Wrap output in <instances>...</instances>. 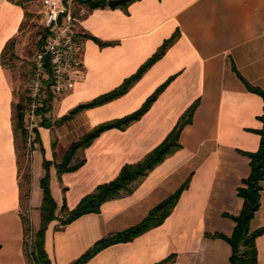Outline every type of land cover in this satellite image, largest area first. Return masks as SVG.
<instances>
[{
	"label": "crops",
	"instance_id": "0c3cea01",
	"mask_svg": "<svg viewBox=\"0 0 264 264\" xmlns=\"http://www.w3.org/2000/svg\"><path fill=\"white\" fill-rule=\"evenodd\" d=\"M24 17L23 6L0 0V264H28L12 124L14 91L1 60L5 44L18 33ZM80 26L111 43L82 38L81 72L68 93L53 99L46 113L51 121L117 87L166 38L176 30L179 36L125 93L75 116L88 131L137 109L159 84L174 76L141 118L125 129L104 130L80 149L85 158L80 167L63 172L60 179L57 167L51 165V186L55 173L60 182L61 197L51 187L59 214L63 197L74 207L99 183L115 178L125 163L143 158L165 139L189 106L197 105L181 131V147L157 164L133 192L107 199L98 212L84 213L62 228L59 219L48 223L45 248L52 264H69L97 239L139 222L188 178L189 184L161 224L131 240L107 245L83 264H153L166 257L170 260L165 264H231L230 242L211 234L233 233V215L244 203L239 187L251 172L250 156L242 150L255 151L260 145L264 98L243 79L264 89V0H134L96 7ZM37 116L34 125L44 151L35 142L29 203L32 221L38 219L40 224L42 161L44 156L54 159L55 124L40 125L41 115ZM262 224L264 179L261 205L250 226ZM256 245L257 264H264V232Z\"/></svg>",
	"mask_w": 264,
	"mask_h": 264
},
{
	"label": "trees",
	"instance_id": "16d2710c",
	"mask_svg": "<svg viewBox=\"0 0 264 264\" xmlns=\"http://www.w3.org/2000/svg\"><path fill=\"white\" fill-rule=\"evenodd\" d=\"M24 7L23 0H11ZM80 9H84L83 14L80 15L83 18L88 11L96 7H105L108 5V0H73ZM134 0H125L119 4H128ZM67 2V0H65ZM26 15V12H25ZM22 25V23H21ZM47 28L42 27V37L40 43L43 42L45 35L47 34ZM80 35L82 37H92L98 41L101 45L110 44V41H102L99 38L84 32L81 29ZM179 31L176 30L170 37L166 38L159 48L148 57L131 75L127 76L121 84L117 87L101 93L94 98L81 102L76 106L72 107L68 112L62 116L54 119L56 124H61L68 119L74 118L81 110L96 105L103 104L115 97H118L125 93L142 75L149 69V67L156 62L167 50V48L177 39ZM15 37L7 41L3 48L1 55L2 63L4 51L7 46L14 45ZM47 69L49 76L44 80L45 97L43 104L38 108L37 114L41 115L39 120L40 125L50 126L54 124L48 119L46 113L52 109L53 99L55 94L52 91V84L54 82V75L50 65L47 62ZM173 75L167 78L164 82L159 84L143 101V103L132 112H129L123 116L111 118L102 121L86 131L76 140L72 141L66 149L64 155L60 160L48 159L43 157V167L45 173L40 179V185L42 187V202L40 204V224L35 230L31 226V218L29 213L22 211L24 200L26 205L30 208V194H31V180L32 170L28 164L29 170L24 173V182L21 179L20 172V155L26 154L25 149L27 148L28 140L30 138V131L34 133V139L32 140L30 149L34 147V141L39 142L41 145V135L38 126H33L31 130L25 124V109L28 106L29 95L22 96L17 102L13 101V112H12V124L14 132V143L17 153V162L19 164V185H20V214L23 223L24 233V250L28 264H52L51 258L45 248V231L48 223L53 219H59V228H62L66 224L72 222L80 215L87 212H98L101 204L107 199L120 196L122 194L131 193L134 191L137 183L141 181L149 172L160 162H162L168 155L176 151L181 147L179 137L183 127L192 120V115L197 102H194L187 110L180 116L172 130L168 133L165 139L149 151L143 158L133 163H125L119 174L106 182L99 183L95 189L89 193H86L81 197L79 202L72 208H70L66 202V198L63 197L62 205L59 208L60 214L58 213V203L52 194L50 184V167L55 164L57 167L58 176L61 179L63 172L72 171L80 167L84 162L85 158L82 157L77 161L73 162V159L80 149L89 146L92 141L100 135L106 129L112 127H118L125 129L131 122L141 118V116L151 107L152 103L157 99L158 95L165 89L168 83L173 79ZM246 86L258 93L264 98V89L254 86L249 83L246 79H243ZM260 119L263 121V126L258 130L261 134V140L259 148L255 151H243V153L250 156L251 172L245 179L244 185L239 187V193L244 197V203L239 214L233 215L236 220L233 233L231 235H225L220 232L212 233L213 236H221L227 239L232 246V254L230 256L231 264H257V245L256 238L258 235L264 232V224L252 229L250 226L251 219L255 212L261 205V189L262 180L264 179V111L260 115ZM19 135L21 138L19 140ZM55 141L53 147L55 148ZM21 149V151H20ZM41 149L44 151V147L41 145ZM30 160V157L28 158ZM189 184V178L186 179L173 193L169 194L163 200L154 205L147 215L139 222L114 233L102 236L97 239L93 245L85 250L80 256L72 260L69 264H83L95 253L109 244L128 241L135 236L141 234L147 229L161 224L164 219L171 213L174 208L180 193ZM66 189V187H64ZM27 234L30 238V242L27 243ZM242 247V251H240ZM31 248V249H29ZM170 260V257H166L153 264H165Z\"/></svg>",
	"mask_w": 264,
	"mask_h": 264
},
{
	"label": "built area",
	"instance_id": "2783aa9c",
	"mask_svg": "<svg viewBox=\"0 0 264 264\" xmlns=\"http://www.w3.org/2000/svg\"><path fill=\"white\" fill-rule=\"evenodd\" d=\"M72 2L41 0L42 23L48 31L33 60L27 106L30 124H34L45 97L44 80L49 76L47 62H50L54 75L51 88L55 96L68 93L81 72L84 49L80 35L82 18L75 14Z\"/></svg>",
	"mask_w": 264,
	"mask_h": 264
},
{
	"label": "rangeland",
	"instance_id": "374dc122",
	"mask_svg": "<svg viewBox=\"0 0 264 264\" xmlns=\"http://www.w3.org/2000/svg\"><path fill=\"white\" fill-rule=\"evenodd\" d=\"M24 2V11L26 15L23 19L22 25L15 35L14 45H9L4 51L3 61L4 65L9 72L11 83L14 91V100L17 102L21 99L22 96L28 95L29 83L32 75L33 60L35 52L40 47L41 37H42V4L41 0H23ZM72 7L77 15L83 14L84 10L80 9L77 4L73 1ZM59 96V95H58ZM25 124L31 130L33 126H37L29 123L27 108L25 109ZM55 112V111H54ZM37 116V115H36ZM52 117H56L53 116ZM39 118V116L35 117ZM36 120V119H35ZM34 120V122H35ZM52 126V136L55 141V152L54 159L60 160L64 155L69 144L80 137L86 132L84 123L79 117H74L68 119L61 124H56ZM30 138L27 144L25 151L26 154H21L20 157V172L21 179L24 182V187H26V182L24 180V173L29 170L28 164L33 169V149H30L32 140L34 139V133L30 131ZM19 140L21 135H19ZM53 141V142H54ZM37 142V141H36ZM35 147V141H34ZM21 151V149H20ZM30 157V160L28 158ZM82 157V152L78 151L75 155L73 162L77 161ZM42 170V166H40ZM39 169V173H40ZM35 173H38V170H35ZM33 173V170H32ZM52 189L55 192L56 196L61 197L60 182L56 173L53 175L52 179ZM22 211L29 213L31 218V208H28L26 201L24 200ZM39 217V215H38ZM39 225V220L36 219L34 222L31 218V226L33 229H37ZM30 242V238L27 234V243ZM31 249V248H29Z\"/></svg>",
	"mask_w": 264,
	"mask_h": 264
},
{
	"label": "water",
	"instance_id": "95a60500",
	"mask_svg": "<svg viewBox=\"0 0 264 264\" xmlns=\"http://www.w3.org/2000/svg\"><path fill=\"white\" fill-rule=\"evenodd\" d=\"M125 0H108V4L109 5H116V4H118V3H120V2H124ZM243 249H242V247H240V251H242Z\"/></svg>",
	"mask_w": 264,
	"mask_h": 264
}]
</instances>
